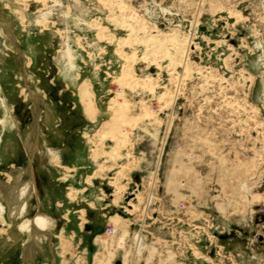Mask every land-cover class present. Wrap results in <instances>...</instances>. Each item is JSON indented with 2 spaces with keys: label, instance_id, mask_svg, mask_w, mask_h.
Listing matches in <instances>:
<instances>
[{
  "label": "rangeland",
  "instance_id": "374dc122",
  "mask_svg": "<svg viewBox=\"0 0 264 264\" xmlns=\"http://www.w3.org/2000/svg\"><path fill=\"white\" fill-rule=\"evenodd\" d=\"M19 171L0 264H264V0H0V182ZM38 215L59 231L26 261Z\"/></svg>",
  "mask_w": 264,
  "mask_h": 264
},
{
  "label": "flooded vegetation",
  "instance_id": "af4514ba",
  "mask_svg": "<svg viewBox=\"0 0 264 264\" xmlns=\"http://www.w3.org/2000/svg\"><path fill=\"white\" fill-rule=\"evenodd\" d=\"M24 173L25 172L19 171L15 176L11 177L8 182H0V189L4 194L5 203L7 204V207L5 208L12 215H15V214L22 215L24 212V204L21 202V199L19 198L20 194L17 196V194H15L14 192H18V191L19 193L22 192L23 196H25L26 198H29V196L33 193V189H34L33 183L30 180H24ZM27 183H29V186ZM23 184H26L27 188H29L30 191L29 190L21 191L20 186ZM14 189L17 191H15ZM19 203L23 205L22 208H19ZM41 217L42 216L40 215L34 216L32 220L30 221L25 220L19 226L20 231H25L28 234L27 238L21 244V254L20 255H21V259L23 260L27 261L28 260L27 255H29V258H30L31 255H35V253L39 252L43 248L39 246V244L36 242L38 238H41L40 236L41 234H43L42 238L45 239V243L47 244V246L52 247L55 244V242L53 241V238L56 239L57 236L52 235L50 233L51 234L50 241L48 237L46 236V233H49V232H46L45 229L49 223L46 224V226L43 227L42 229L40 228L43 222V220H41ZM39 232L41 234H39ZM33 233H36V235L33 236ZM31 246L34 247V249ZM35 248H39V250H36Z\"/></svg>",
  "mask_w": 264,
  "mask_h": 264
},
{
  "label": "bare ground",
  "instance_id": "6f19581e",
  "mask_svg": "<svg viewBox=\"0 0 264 264\" xmlns=\"http://www.w3.org/2000/svg\"><path fill=\"white\" fill-rule=\"evenodd\" d=\"M92 93L90 91V87L88 86V84L86 83H83L80 87V90H79V99H80V102L82 104V107H83V112H84V115L86 117L87 120L89 121H93L94 119V114H95V107H94V104H93V100H92ZM31 97V96H30ZM117 118V117H116ZM39 121V120H38ZM114 129V128H113ZM112 130V129H111ZM98 156V154H97ZM106 156V155H105ZM112 156V155H111ZM113 157V156H112ZM54 158V157H53ZM71 196V195H70ZM39 234H41L39 232ZM43 234H41L40 236L42 237ZM46 236L48 237L49 241L51 239V234L50 233H46ZM103 260H100L98 261L97 264H102Z\"/></svg>",
  "mask_w": 264,
  "mask_h": 264
},
{
  "label": "water",
  "instance_id": "95a60500",
  "mask_svg": "<svg viewBox=\"0 0 264 264\" xmlns=\"http://www.w3.org/2000/svg\"><path fill=\"white\" fill-rule=\"evenodd\" d=\"M2 29L8 33L9 38H10V42L11 45H13L16 49L17 52H19V49L16 47V43H15V35L13 34V31L11 29V24H8L7 26H1ZM32 102H33V106H32V131L33 134L35 135V137L38 136V131H37V127H38V120H39V99H37L32 93H30ZM37 144V139L35 140L34 145ZM33 157V153L31 154V158ZM29 167H31V160L29 161ZM58 231H54V235L57 234ZM116 264H120V263H116Z\"/></svg>",
  "mask_w": 264,
  "mask_h": 264
},
{
  "label": "crops",
  "instance_id": "0c3cea01",
  "mask_svg": "<svg viewBox=\"0 0 264 264\" xmlns=\"http://www.w3.org/2000/svg\"><path fill=\"white\" fill-rule=\"evenodd\" d=\"M57 231V230H56ZM59 231V230H58ZM95 241L97 240V237H96V239H94ZM35 256H38V255H35ZM34 256V257H35ZM51 257L53 258L54 256L53 255H51ZM38 258V257H37ZM51 264H54L53 262L51 263Z\"/></svg>",
  "mask_w": 264,
  "mask_h": 264
},
{
  "label": "built area",
  "instance_id": "2783aa9c",
  "mask_svg": "<svg viewBox=\"0 0 264 264\" xmlns=\"http://www.w3.org/2000/svg\"><path fill=\"white\" fill-rule=\"evenodd\" d=\"M110 232H112V230H107V233H110Z\"/></svg>",
  "mask_w": 264,
  "mask_h": 264
}]
</instances>
